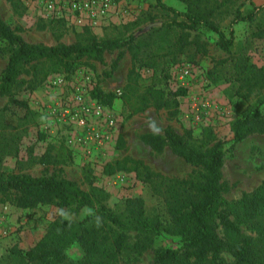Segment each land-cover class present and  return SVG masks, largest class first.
<instances>
[{
	"label": "rangeland",
	"instance_id": "rangeland-1",
	"mask_svg": "<svg viewBox=\"0 0 264 264\" xmlns=\"http://www.w3.org/2000/svg\"><path fill=\"white\" fill-rule=\"evenodd\" d=\"M216 1L219 7L212 20L226 35L237 14L250 12L253 5H264V0H252L253 5L248 0ZM162 2L181 13L186 11L179 0ZM155 5L156 0H107L106 7L101 0H0V18L12 29L19 27L20 36L28 43L69 45L77 41L84 29L99 39L124 40L174 18ZM185 41L190 44L175 63L166 62L169 56L154 57L153 67L135 69L139 73L135 78L137 93L153 87L175 94L173 114L151 104L138 109L142 106L136 97L125 96L132 70L131 54L126 48L105 53L102 62L82 59L72 73L51 74L35 91L21 93L18 98L26 100L37 114V126L24 139L20 156L26 158L31 147L33 155L39 157L52 146L59 163L44 166L25 161L19 168L16 160L8 157L5 169L32 177L54 175L75 182L84 191H88L85 172L89 170L94 185L108 195L107 206L111 210L120 209L127 198L141 197L148 213L162 217V202L149 185L139 181L133 172L105 175L104 167L117 160H141L149 171L187 178L194 170L190 164L168 148L160 154L153 152L141 137L162 134L167 128L180 135L191 130L194 137L210 130L216 141L224 142L222 176L228 187L224 198L235 201L243 193L253 191L264 180V134L234 142L231 127L264 97V80L248 90L246 84L234 81V64L243 58L248 65L264 69V10L252 21L234 26L230 54L218 46V36L208 30L189 31ZM3 46L0 40V49ZM119 53L122 58L113 69ZM7 59L0 53V73ZM165 66L168 69L161 74ZM110 94L112 102H103V96ZM6 102L7 98L0 96V108ZM84 215L85 211L80 218ZM73 219L77 215L71 209L53 204L19 208L0 202V264H21L11 255L13 249L26 251L44 236L50 224ZM243 231L247 233L244 228ZM166 248L179 250V238L163 234L156 238L152 249L141 255L127 250L116 264H152L154 251ZM65 254L73 262L84 257L79 244L70 246ZM223 256L232 260L226 253Z\"/></svg>",
	"mask_w": 264,
	"mask_h": 264
},
{
	"label": "trees",
	"instance_id": "trees-1",
	"mask_svg": "<svg viewBox=\"0 0 264 264\" xmlns=\"http://www.w3.org/2000/svg\"><path fill=\"white\" fill-rule=\"evenodd\" d=\"M179 1L186 6L184 13L156 0L155 6L172 13L174 18L124 40L99 39L84 29L77 41L69 45L31 44L20 36L19 27L12 29L0 18V40L4 42L0 53L8 56L0 73V96L7 98L0 108V202L19 208L53 204L71 209L77 215V219L50 224L44 236L28 250L13 249L11 255L21 264H116L127 250L141 255L152 249L156 238L163 234L178 237L181 248L155 250L152 264H264V180L239 199L227 201L223 196L228 189L222 176L224 142L216 141L210 130L203 131L201 137H194L191 130L180 135L167 128L162 134L141 137L153 152L160 154L168 148L190 164L194 170L187 178L165 177L149 171L141 160H117L104 167L105 175L133 172L139 181L149 185L162 202V217L148 213L141 197L127 198L120 209L111 210L107 206L108 195L94 185L89 170L85 172L88 191H84L75 182L54 175L32 177L9 172L4 166L8 157L14 158L19 168L25 161L29 165L44 166L59 163L52 154V146L39 157L33 155L31 147L26 158L20 156L24 139L37 126V114L26 100L18 97L41 87L49 75L70 74L82 59L102 62L105 53L126 48L131 54L132 70L125 96H135L142 106L138 109L151 104L173 114L177 105L172 98L175 94L153 87L137 93L138 71L153 67L151 59L154 57L169 56L166 62L175 63L190 44L185 41L187 32L199 29L215 33L218 46L230 54L234 26L252 21L264 10V5L254 6L252 0H248L253 9L244 15L237 14L226 35L212 20L219 7L216 0ZM121 58L122 53H119L113 69ZM167 67L161 68V74L166 73ZM234 69V81L246 84L248 90L264 80V69L248 65L243 58L238 59ZM103 97L105 103L113 100L112 94ZM263 108L264 97L233 123L234 142L252 134H264ZM83 211L85 215L80 218ZM73 244H79L84 252V257L76 262L68 261L65 254ZM225 253L230 255L231 261L224 258Z\"/></svg>",
	"mask_w": 264,
	"mask_h": 264
},
{
	"label": "built area",
	"instance_id": "built-area-1",
	"mask_svg": "<svg viewBox=\"0 0 264 264\" xmlns=\"http://www.w3.org/2000/svg\"><path fill=\"white\" fill-rule=\"evenodd\" d=\"M101 2H102V4H103L104 7L107 6V0H101Z\"/></svg>",
	"mask_w": 264,
	"mask_h": 264
}]
</instances>
